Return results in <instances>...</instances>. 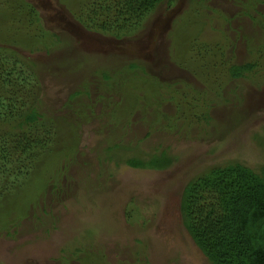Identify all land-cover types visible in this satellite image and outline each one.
Listing matches in <instances>:
<instances>
[{
	"label": "rangeland",
	"instance_id": "1",
	"mask_svg": "<svg viewBox=\"0 0 264 264\" xmlns=\"http://www.w3.org/2000/svg\"><path fill=\"white\" fill-rule=\"evenodd\" d=\"M83 2L0 0V54L18 53L38 71L21 111L0 124L15 140L0 138V150L16 164L18 141L41 139L29 150L54 159L0 180V264H212L185 227L183 191L217 167L264 166V45L251 50L264 32L240 14L264 16V5L164 0L130 30L103 34L104 22L119 19L112 2L97 12L98 31L76 21ZM254 60L262 62L247 77L229 76L233 62ZM31 106L42 116L20 132ZM163 152L173 159L164 170L128 163Z\"/></svg>",
	"mask_w": 264,
	"mask_h": 264
},
{
	"label": "trees",
	"instance_id": "2",
	"mask_svg": "<svg viewBox=\"0 0 264 264\" xmlns=\"http://www.w3.org/2000/svg\"><path fill=\"white\" fill-rule=\"evenodd\" d=\"M110 1L113 4L112 0H94L93 3L84 0L82 4L75 7V9L77 8L76 14H78L76 21L85 30L98 31L95 25V21L99 16L97 12L98 10H106V13H109L107 10ZM163 1L114 0V4L110 8L114 9L116 15H118L117 23L119 26L115 21L104 22L99 32L101 31L100 33L103 34L110 33L108 31L110 25H116L117 32L120 33L124 30H130L131 25L138 22L140 24ZM253 1L264 5V0ZM252 10L241 7L240 14L250 17V19L253 17L254 23L264 32L262 11ZM252 12L258 16H253ZM25 17L30 16L26 14ZM123 17L124 23H121ZM39 33L46 39L45 41H48L49 35L52 34L44 29ZM111 35L118 37L114 32ZM50 36L55 38L50 39L55 40L56 43L58 37L55 34ZM118 38L122 39V35ZM22 42L29 45L28 39ZM55 43H52L50 47ZM34 44L31 43V47ZM263 45L264 43L255 48L256 50L254 48H251V50L258 51ZM201 51L202 49H200L198 55L201 54ZM6 52L5 55L0 54V124L7 122L9 115L16 116L19 112L18 109L21 111L23 105L20 100V96L23 94L22 90L25 91L32 85L29 84L30 80H32L34 74L38 73L32 62H26L25 59L20 58L18 53L11 50ZM261 62L257 60L244 64L233 62L227 66L228 74L233 79L247 77L252 71L259 68ZM128 69L134 70L137 68L130 66ZM113 75L109 71H105L102 77L106 81L105 85L112 88L113 95L120 97L121 90L118 83H111V80H114ZM27 79L29 83H26ZM112 84L115 85L112 86ZM32 89L37 91L35 88ZM86 95L89 96L87 92ZM86 113L88 114L87 111ZM24 115V120H19L20 122L17 125V128H21L20 132H22L23 126H28L31 129V126L36 124L42 116L33 106ZM56 121L59 137L62 128L59 127L60 119L56 118ZM66 123L73 124L77 129H80L81 126V124L70 120ZM5 135L7 134L0 135V138L10 140L12 144L15 143V140ZM40 140L38 142L19 140L16 148L21 150L23 158H18L16 164L11 159L10 154L12 152H5L6 148L1 149L0 152L4 156L0 153V180L6 173L24 176L26 170L29 173L48 166L50 159L54 160L50 153L46 155V152L29 150V146L32 148L35 143L37 146H42ZM24 158H26L29 166L19 167L18 164L23 163ZM52 162L54 163V161ZM172 162L173 159L164 152L155 155L148 161L138 158L128 160L129 165L133 167L141 166L157 170L168 168ZM8 163H13V168H10L12 165ZM10 192L13 194L12 190ZM181 213L185 227L193 242L212 264H264V166L256 169L236 163L207 171L204 175L187 184L183 191Z\"/></svg>",
	"mask_w": 264,
	"mask_h": 264
}]
</instances>
